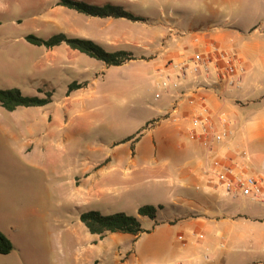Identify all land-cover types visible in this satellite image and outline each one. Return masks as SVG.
I'll list each match as a JSON object with an SVG mask.
<instances>
[{
    "label": "rangeland",
    "instance_id": "374dc122",
    "mask_svg": "<svg viewBox=\"0 0 264 264\" xmlns=\"http://www.w3.org/2000/svg\"><path fill=\"white\" fill-rule=\"evenodd\" d=\"M77 1L121 6L148 22L94 18L58 6L59 0H0V90L17 88L25 96L41 99L51 94V102L42 107L9 112L0 105V228L12 237L15 247L11 254L0 255V264H49L45 256L27 257L25 234L14 228L9 216L12 204L20 209L28 205L46 208L49 231L61 228L64 222L87 231L80 221L85 212L139 217V208L162 201L166 208L159 209L156 220L139 217L146 231L139 250L153 229L175 213L163 198H151L152 191L167 190L166 183L155 179L174 155L167 144L177 127L165 121L168 101L159 85L166 73L144 48L155 50L163 43L165 31L159 25H165L160 21L163 13L169 19V13L179 11L182 25L170 21L176 29L187 31L191 24L200 27L208 21H222L227 14L225 4L222 0ZM231 4L229 11L243 17V4ZM60 33L91 40L108 52H132L137 60L107 67L65 44L50 50L26 40L31 35L47 40ZM73 83L85 86L70 93ZM158 92H162L161 99H156ZM155 122L162 123L157 127ZM125 150L134 163L113 158ZM91 165H96L101 182L109 175L119 176L113 189L108 182L107 186L102 183L110 190L102 193L101 202L77 191L83 170ZM125 171L128 181L122 180ZM248 231L264 236V221L257 232ZM175 237L180 247L195 243L183 230ZM64 251L67 254V248ZM210 262L201 259L197 264Z\"/></svg>",
    "mask_w": 264,
    "mask_h": 264
},
{
    "label": "crops",
    "instance_id": "0c3cea01",
    "mask_svg": "<svg viewBox=\"0 0 264 264\" xmlns=\"http://www.w3.org/2000/svg\"><path fill=\"white\" fill-rule=\"evenodd\" d=\"M222 2L227 11L222 21H208L200 27L191 24L187 31L176 29L170 21L182 25L179 11L169 13V19L163 13L160 21L165 25L159 24L165 31L163 43L155 50L144 48L153 53L151 60L166 73L165 77L172 74L169 62L181 63L196 54L212 59V68L222 67L223 62L216 61L215 50L236 57L245 69L242 83L236 88L215 84L203 94L204 102L184 103L176 116L177 121L165 120L177 127L167 144L174 155L155 179L166 183L167 190L152 191L151 198H163L175 213L153 229L139 250L141 237L136 240L131 235L108 234L101 239L88 230L66 226L65 222L61 228L49 231L46 208L28 205L20 209L12 204L9 216L14 228L25 234L28 258L45 256L49 264H197L201 259L210 260L211 264H264V236L248 231L257 232L258 225L264 221V210H259L256 202L229 200L216 190L204 174L206 151L202 139L199 135H192V117L198 115L205 105L210 110L214 126L231 131L220 154L234 158L241 170L264 181V0ZM232 2L243 4V17L229 11ZM164 94L168 101L167 115L172 95ZM161 111L157 109V113ZM244 155L249 157V162ZM113 158L134 163V158H129L126 150L118 151ZM95 166L83 170L82 184L78 185L77 191L87 199L96 196L101 202L102 193L110 190L102 187V183L107 186L108 182L113 189V184H119V176L109 175L101 182ZM148 170L157 173L154 168ZM126 174V171L122 174L124 181L127 180ZM194 187L195 194L192 193ZM161 202L151 201L150 204L162 206L163 211L166 205ZM178 213L182 218H178ZM59 223L57 220L55 225L59 226ZM177 227L178 231L183 230L191 237L189 240L194 237L195 243L178 246ZM0 232L14 242L1 228ZM132 239L138 241L137 244Z\"/></svg>",
    "mask_w": 264,
    "mask_h": 264
},
{
    "label": "built area",
    "instance_id": "2783aa9c",
    "mask_svg": "<svg viewBox=\"0 0 264 264\" xmlns=\"http://www.w3.org/2000/svg\"><path fill=\"white\" fill-rule=\"evenodd\" d=\"M214 55L217 63L223 62L222 67L212 68V59L202 54H196L181 63L169 62L168 67L172 69V74L164 77L159 85L164 93L172 95L166 120L177 121L176 116L184 103L194 105L196 102H204L203 94L215 84H223L226 88L233 89L242 83L245 69L238 59L219 50H215ZM162 97V92L156 94V99ZM221 122L226 124L224 118H221ZM159 124L160 122H155L154 126ZM191 125L192 135L201 137L206 151L204 174L216 190L221 191L222 196L229 200H251L264 206L263 179L241 170L242 167L234 158L220 154V149L229 140L231 131L217 129L210 117V110L205 105L198 115L192 117ZM243 158L249 162L247 155Z\"/></svg>",
    "mask_w": 264,
    "mask_h": 264
},
{
    "label": "trees",
    "instance_id": "16d2710c",
    "mask_svg": "<svg viewBox=\"0 0 264 264\" xmlns=\"http://www.w3.org/2000/svg\"><path fill=\"white\" fill-rule=\"evenodd\" d=\"M58 6L94 18L127 19L133 22H148V19L126 12L121 6L113 4L99 7L88 5L77 0H59ZM26 40L34 46L45 47L50 50L65 44L72 50L103 62L107 67L122 66L137 60L132 52H108L91 40L71 38L64 33L54 35L47 40L31 35L28 36ZM84 86L85 85L73 83L70 86L69 92L71 93L74 90H79L84 88ZM50 102L51 94H48V98L41 99L39 97L25 96L21 90L17 88L0 90V105L9 112H13L19 107H42ZM159 209H162V206L157 208L152 205H145L139 208L138 216L156 220ZM139 217L131 216L126 213L102 215L100 212L90 211L81 214L80 221L90 234L97 235L101 239L105 238L108 234H125L131 235L137 240L146 233ZM13 250V243L0 232V255H9Z\"/></svg>",
    "mask_w": 264,
    "mask_h": 264
}]
</instances>
